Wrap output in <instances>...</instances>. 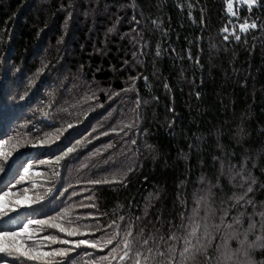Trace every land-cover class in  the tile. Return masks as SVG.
<instances>
[{"label": "trees", "instance_id": "trees-1", "mask_svg": "<svg viewBox=\"0 0 264 264\" xmlns=\"http://www.w3.org/2000/svg\"><path fill=\"white\" fill-rule=\"evenodd\" d=\"M229 1L0 0V235L48 222L0 264H264V0Z\"/></svg>", "mask_w": 264, "mask_h": 264}, {"label": "snow or ice", "instance_id": "snow-or-ice-1", "mask_svg": "<svg viewBox=\"0 0 264 264\" xmlns=\"http://www.w3.org/2000/svg\"><path fill=\"white\" fill-rule=\"evenodd\" d=\"M253 27H255V25H253ZM225 31H227V29H225ZM237 39H240L239 36L236 37ZM69 127H71V125H69ZM108 133H102V135H107ZM89 143L91 141H88ZM133 143H135V141H133ZM78 146H82V142H78ZM76 147L77 146H73V147H68L67 148V151L64 153V156H68L70 153H73L74 151H76ZM112 145L109 144L106 146V148H111ZM64 157H57L58 160L60 159H63ZM5 169H4V166L0 165V172H3ZM25 172H27L28 170L27 169H24ZM0 179H2V177H0ZM21 180L24 179L23 176L20 177ZM90 183H96V184H99V183H107L108 181L105 180V181H99V180H94V181H89ZM252 189L249 188L248 191L250 192ZM77 193L73 192L71 195H76ZM89 199H91V197H89ZM13 210H15L13 208ZM0 211H3V208L2 206H0ZM6 214V213H5ZM53 220L56 219V217H52ZM48 223L47 221L45 220H39V219H36V220H30L29 221V224H39V225H44ZM29 224H25L21 233H3L2 235H0V239H8V240H13L14 241V238L16 236H19V235H22L23 233H27L28 232V227H29ZM49 227H57L55 224H49ZM60 231L64 232L65 229L63 228H60L59 229ZM77 233L74 232V231H67L66 232V235L68 236H72V235H76ZM43 239L45 241H50V242H53V243H60V244H68L69 241L64 239V240H58L57 237L55 236H52V235H48V236H44ZM107 243H111V240L107 241ZM100 244V240H96L95 242H90L89 240L87 239H81V240H78L76 242H74V247L75 248H79L81 245H85V246H89V247H96L97 245ZM9 247L12 249V251H14L15 253L18 254V258L19 257H24L28 260H34V259H37L38 257H44V258H49L45 261V264H69V261L68 260H65L63 262L61 261H56L54 258L55 257H58V256H63L64 253L67 251L66 249H57V250H54V251H44V252H41V251H30V250H27V249H24L22 246L20 245H17L15 244L14 242L12 244L9 245ZM6 251V248L4 245L0 244V253H3ZM185 251H187V249H185ZM102 260H107L108 257L107 256H104L101 258ZM20 264H22V261L20 262Z\"/></svg>", "mask_w": 264, "mask_h": 264}, {"label": "rangeland", "instance_id": "rangeland-1", "mask_svg": "<svg viewBox=\"0 0 264 264\" xmlns=\"http://www.w3.org/2000/svg\"><path fill=\"white\" fill-rule=\"evenodd\" d=\"M256 0H230L228 2V10L230 12H232L234 10L235 7L239 6V5H246L248 7H252L255 5ZM6 12V11H5ZM245 28V27H243ZM23 203V201H22ZM8 240V239H7ZM16 244V243H15ZM28 250V249H27ZM3 264H10L8 261L3 263Z\"/></svg>", "mask_w": 264, "mask_h": 264}]
</instances>
